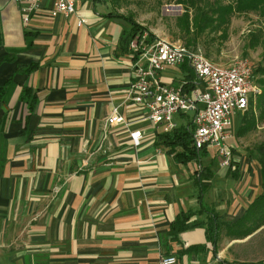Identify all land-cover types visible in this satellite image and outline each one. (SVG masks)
I'll return each mask as SVG.
<instances>
[{
  "label": "crops",
  "instance_id": "1",
  "mask_svg": "<svg viewBox=\"0 0 264 264\" xmlns=\"http://www.w3.org/2000/svg\"><path fill=\"white\" fill-rule=\"evenodd\" d=\"M53 2L44 0L26 27L18 0H0V85L9 81L0 106V264L264 260L260 238L251 243L260 227L207 236L211 213L236 221L260 194L258 163L243 154L232 168L216 154L177 161L156 144L165 130L127 98L135 78L128 20L111 14L109 0H76L78 25ZM176 68L162 73L165 82L184 80ZM25 86L37 96L32 110ZM115 106L134 121L130 130H142L138 146L123 125L105 127ZM201 166L213 175L199 183ZM186 212H196V225L175 236L172 222ZM196 245L204 248L187 249Z\"/></svg>",
  "mask_w": 264,
  "mask_h": 264
},
{
  "label": "built area",
  "instance_id": "2",
  "mask_svg": "<svg viewBox=\"0 0 264 264\" xmlns=\"http://www.w3.org/2000/svg\"><path fill=\"white\" fill-rule=\"evenodd\" d=\"M18 2L23 24L27 27L30 18L42 8L44 0ZM52 10L65 17L75 14L78 25L85 23L77 11L76 0H54ZM128 47L135 78L129 86L127 98L144 111L143 120L153 122L165 132L182 126L191 127L196 148L214 150L222 168L234 166L231 142L233 116L238 111H246L252 96L261 93L253 79L250 61L236 57L228 64H220L210 59L200 46H189L166 38L151 39L148 32L132 37ZM186 60L200 80V84L188 92L183 91L185 80L175 85L162 78L164 71L180 67ZM133 122L126 118L119 106H115L105 127L123 125L130 130ZM130 137L138 146L143 137L142 130H130ZM176 263L174 255L161 257V264Z\"/></svg>",
  "mask_w": 264,
  "mask_h": 264
},
{
  "label": "trees",
  "instance_id": "3",
  "mask_svg": "<svg viewBox=\"0 0 264 264\" xmlns=\"http://www.w3.org/2000/svg\"><path fill=\"white\" fill-rule=\"evenodd\" d=\"M186 6V10L189 11L193 9L195 12L194 21V33L196 37H199L205 29H207L212 22V17H215L219 26L224 28L230 21L232 14L236 12H249L258 11L262 16H264V0H235V4L229 5H219L215 7L203 8L200 6L202 0H179ZM200 1V2H199ZM114 16L124 18L132 26V30L128 37H126V45L129 46L130 39L138 34L144 32L146 28L140 26L137 22L131 18L122 16L120 14L111 13ZM184 16L188 17V14ZM188 21V20H187ZM189 27V25H188ZM226 33V29L222 31ZM151 39L157 38V36L150 34ZM257 43L256 45L262 43L264 47V34L260 32V35H256ZM190 44V42H188ZM255 45V46H256ZM37 65L33 64L27 67V71H32ZM180 69L186 74L184 80L186 83L183 86V91L188 92L200 84V80L193 71L191 65L186 60L180 66ZM254 81L260 84L262 87L261 93L256 96V98L250 99L249 108L244 111L243 117L241 119L240 126L237 130L239 136L245 135L255 129L259 122L264 123V53L262 62L253 66ZM257 77V78H256ZM9 81L0 85V106L2 103L3 95L6 91ZM21 98L26 101L30 110L34 108L37 103V96L31 87L25 86L21 93ZM259 110V114H256V110ZM157 145H164L169 148V153L173 154L175 159L179 162H189V161H201L203 157L208 156L209 150L207 148L198 149L194 145L193 141V130L191 127L182 126L178 129L160 133L156 141ZM233 152L235 154L236 150L233 146ZM257 163L260 166L261 172V192L251 203L249 208L244 212V214L238 218L236 221L230 222L223 220L222 216L213 212L211 213V218L208 220L207 224V236L210 240H215L218 238L219 233L222 228L228 227L231 229L232 233L246 236L254 232L259 227L264 226V140L256 146ZM232 168V167H230ZM235 175L238 177V171L233 170ZM198 182L201 183L205 178H211L212 173L209 168L201 166L198 170ZM196 212H186L181 216H178L173 222L171 227V233L178 236L182 231L194 227L196 224L190 222L189 220ZM203 245L190 246L189 249H203ZM218 264H264V260L258 262H247L239 260H227L223 259L218 262Z\"/></svg>",
  "mask_w": 264,
  "mask_h": 264
},
{
  "label": "rangeland",
  "instance_id": "4",
  "mask_svg": "<svg viewBox=\"0 0 264 264\" xmlns=\"http://www.w3.org/2000/svg\"><path fill=\"white\" fill-rule=\"evenodd\" d=\"M114 13L131 18L140 26L146 28L144 32L159 38H166L173 42H181L189 46H200L206 55L214 62L228 64L236 57L247 58L254 66L263 60L264 47L262 43L256 45V35L264 34V16L258 11L234 12L230 21L224 28L220 27L216 18L212 17L211 25L196 37L194 30L195 12L186 10V6L179 0H109ZM201 1V0H200ZM199 1V2H200ZM235 4V0H202L203 8L219 5ZM188 14V17L184 16ZM188 20V21H187ZM189 25V27H188ZM226 29L224 34L222 31ZM190 42V44H188ZM256 45V46H255ZM169 72L177 73V68H170ZM257 78V77H256ZM258 87L259 83L255 81ZM256 98V96H252ZM243 112L238 111L232 120L231 142L235 147V156L243 154L245 161L257 162L256 146L264 140V123L245 135L239 136L237 130L240 126ZM259 114V110H256ZM179 116H176L178 118ZM214 156V150L209 151ZM203 157L214 161L210 156ZM261 190V189H260ZM260 238V257L264 258V226L260 233L251 241ZM258 256V257H259Z\"/></svg>",
  "mask_w": 264,
  "mask_h": 264
}]
</instances>
